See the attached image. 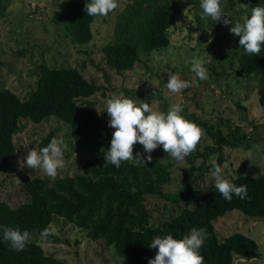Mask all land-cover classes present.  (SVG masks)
Instances as JSON below:
<instances>
[{
	"label": "trees",
	"instance_id": "1",
	"mask_svg": "<svg viewBox=\"0 0 264 264\" xmlns=\"http://www.w3.org/2000/svg\"><path fill=\"white\" fill-rule=\"evenodd\" d=\"M86 2L88 0H65L52 17L53 23L60 24L63 33L75 44L87 43L92 37L91 26L97 16L87 15ZM237 2H242L244 16H250L251 9L256 6L264 7V0ZM10 3L11 0H0V16L5 14ZM127 5L125 12L117 17L111 40L100 46L105 65L115 73L131 69L139 54L148 55L165 47L169 42L168 29L175 24L178 12L175 0H145L143 3L134 0ZM235 60L237 73L255 80L264 131V45L256 56L240 48L238 40ZM33 74L34 87L23 98L8 88H0V173L14 174L10 182L25 197L14 206L0 200V226L41 234L54 217H60L84 230L89 240L100 239L105 246H112L122 264H148L158 251L149 247L154 237L171 234L180 239L193 228L207 232V239L200 249L204 264H231L234 257L254 254L256 243L241 232L218 240L213 221L233 209L247 217L264 218V169L256 176L237 173L230 180L236 186H247L245 199L233 194L232 200L228 201L215 184L208 182L197 186L195 182L207 170L205 161L209 155H219L223 147H234L247 141L239 126L235 125L223 134L220 120L208 125L201 123L212 141L201 148L197 145L196 150L185 158L187 166L182 182L172 193L162 190L170 181L171 163L156 158L146 165L123 161L116 168L105 162L103 155H98L84 160L80 171L73 175L57 177L53 181L30 177L15 173L13 135L19 128V120L36 124L48 116H55L68 126L70 138L79 146L94 139L107 141L111 135L105 112H95L90 104L81 100L102 90V85L87 80L75 67L54 66L44 61L35 65ZM102 77L107 81L106 72L102 71ZM53 135V131H49L39 140L38 151L50 143ZM198 159L199 164L195 165ZM146 196H158L179 204L165 211L159 222L152 223L144 205ZM0 264H60V261L46 254L35 241L29 240L24 251L13 250L3 239L0 227Z\"/></svg>",
	"mask_w": 264,
	"mask_h": 264
},
{
	"label": "rangeland",
	"instance_id": "2",
	"mask_svg": "<svg viewBox=\"0 0 264 264\" xmlns=\"http://www.w3.org/2000/svg\"><path fill=\"white\" fill-rule=\"evenodd\" d=\"M64 1L11 0L5 14L0 16V88H8L23 98L34 87L33 70L38 62L75 67L87 80L103 86L102 90L81 100L90 104L95 112H105L108 121L107 100L123 95L137 102L148 101L154 110L166 113L171 105L180 104L181 115L204 130V136L198 143L200 148L212 141L201 123L208 125L220 120L223 134H227L233 126H239L247 141L234 147H223L219 155H209L205 161L207 170L195 180L197 186L208 182L215 184L211 165L217 160L220 165L226 162L224 175L228 180L237 173L256 176L262 172L264 131L257 105L256 84L254 79L248 80L242 73H237L235 53L238 52L239 37L230 33L231 24L225 26L210 17L202 18L201 0H175L178 12L175 24L168 29V44L148 55L139 54L131 69L115 73L105 65L100 46L111 40L117 17L134 0H119V7L114 12L97 16L91 26L92 37L84 44L72 43L63 33L61 25L52 21ZM140 1L143 3L145 0ZM221 8L223 15L229 17L233 24L242 22V2L221 0ZM196 57L206 61L207 79L201 80L191 71V61ZM102 71L107 73V81L103 79ZM170 71L190 81L191 87L180 93L169 91L166 84ZM18 124L19 128L13 135L17 164L15 173L48 181L54 179L45 175L42 169L24 167L21 170L19 161L33 148L38 150L39 140L49 131H53V138H63L67 144L65 167L59 170L57 177L73 175L80 171L84 160L104 156L115 131L110 127L111 135L107 141L94 139L79 146L70 138L68 126L55 116H48L36 124L21 119ZM143 151L142 145H134V156ZM249 151L252 152L250 158ZM151 155L171 163L170 181L163 186V192L178 190L187 166L185 160L176 161L160 147ZM13 176L0 173V200L11 206L25 199L18 187L11 184ZM178 204L162 197L146 196L144 205L149 211L150 222L157 223L165 211L174 209ZM213 226L218 240L233 232H241L256 243L254 254L245 257L254 261L246 262L244 258L234 257L231 264H264V218L247 217L233 209L218 216ZM48 228H51L52 235L45 239L41 234L32 232L30 241L39 243L43 251L58 259L60 264H122L112 246H105L100 239L89 240L84 230L60 217H54Z\"/></svg>",
	"mask_w": 264,
	"mask_h": 264
},
{
	"label": "clouds",
	"instance_id": "3",
	"mask_svg": "<svg viewBox=\"0 0 264 264\" xmlns=\"http://www.w3.org/2000/svg\"><path fill=\"white\" fill-rule=\"evenodd\" d=\"M119 7V0H88L85 11L89 16H107ZM202 18L210 17L214 22H222L225 26L231 24L230 33L239 37L240 48L247 54L259 56L261 46L264 45V7L256 6L251 9L250 16L242 17V22L233 21L223 15L221 0H201ZM206 61L196 57L191 61V71L201 79H207ZM166 87L173 93L191 87V82L182 80L177 73L168 72ZM155 95V94H154ZM106 112L110 117L108 126L115 129L112 135L110 148L104 153V161L119 168L123 161H136L137 163H151V153L162 146L165 153H169L178 162L196 150L198 143L204 136V130L194 122L181 115L180 104L171 105L167 113L154 110L149 103L137 102L123 95L110 98L106 102ZM143 146V153L137 152L134 156V145ZM67 144L63 138H52L50 143L40 149L28 151L26 157L19 161L20 168L42 169L44 174L55 179L59 170L65 167L64 152ZM145 154L146 157H145ZM249 158L252 152L248 153ZM213 162L211 176L215 182V188L228 201L233 194L240 199L247 197V186H236L225 178L224 166ZM18 182L20 180L18 179ZM3 230V239L10 243L15 251H24L29 243L31 234L28 231L0 226ZM51 228L42 231L41 236L47 238L52 235ZM207 239L205 229H191L190 233L182 238H174L173 235L156 236L149 245L151 249H157L153 259L148 264H204V257L200 249ZM251 262L254 260H246Z\"/></svg>",
	"mask_w": 264,
	"mask_h": 264
}]
</instances>
